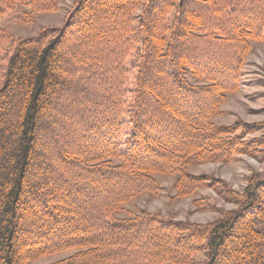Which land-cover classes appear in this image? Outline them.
I'll use <instances>...</instances> for the list:
<instances>
[{
	"label": "trees",
	"instance_id": "obj_1",
	"mask_svg": "<svg viewBox=\"0 0 264 264\" xmlns=\"http://www.w3.org/2000/svg\"><path fill=\"white\" fill-rule=\"evenodd\" d=\"M16 7L28 23L59 0H0V19ZM263 42L264 0H74L58 29L0 28V264L70 250L51 264H264V175L238 192L189 171L264 164V122H213ZM159 175L177 197L213 188L236 208L205 225L117 218Z\"/></svg>",
	"mask_w": 264,
	"mask_h": 264
},
{
	"label": "rangeland",
	"instance_id": "obj_2",
	"mask_svg": "<svg viewBox=\"0 0 264 264\" xmlns=\"http://www.w3.org/2000/svg\"><path fill=\"white\" fill-rule=\"evenodd\" d=\"M73 2L74 0H59L57 12L33 15L28 23L23 21L25 9L16 7L11 13L0 19V28L8 31L17 39L34 37L43 29H58L71 10ZM133 72L131 70V76L126 86L127 96L123 119L127 117L128 108L130 104L132 105ZM189 80L192 81V79ZM221 111L222 115L213 119L217 125H233L234 123L259 125L264 122V42L254 44L243 69L240 89L228 97L221 106ZM261 134L262 131L257 130L251 133L248 138L259 137ZM189 171L193 175H205L215 182L219 181L229 188L241 192L251 178L264 175V164L259 159L241 155L228 164L206 163L191 167ZM156 178L161 186L158 194H143L126 203L123 205V210L116 214V217L127 218L139 214V212H146L163 218L205 225L219 219L223 212L236 208L235 205L223 201L213 188H204L190 197L180 198L176 196L173 176L159 175ZM202 198L209 202V205L206 209L200 210L195 206L194 201ZM73 253L75 250L43 257L33 264H51L67 258ZM195 259L194 264H202L205 257L201 253Z\"/></svg>",
	"mask_w": 264,
	"mask_h": 264
}]
</instances>
